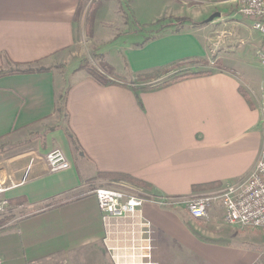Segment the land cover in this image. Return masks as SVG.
<instances>
[{"label": "crops", "instance_id": "0c3cea01", "mask_svg": "<svg viewBox=\"0 0 264 264\" xmlns=\"http://www.w3.org/2000/svg\"><path fill=\"white\" fill-rule=\"evenodd\" d=\"M149 1L130 15L138 29L124 31L125 40L117 45H109L113 38L108 36L101 46L114 49L112 59L101 49L100 54L115 73L133 78L174 61L209 59L205 18L196 22L167 2ZM80 2L0 0V68L46 60L61 64L67 56L71 60L84 41L75 22ZM149 6L154 16L145 13ZM170 16L191 21L147 29ZM63 93L64 119L56 112ZM250 110L236 75L224 71L147 93L119 84L100 86L85 74L67 82L54 70L0 77V141L42 135L44 143L43 149L38 142L21 157L29 156L19 169L0 168V187L5 189L0 200H8L3 216H12L14 225L0 234L2 264H114L109 248L124 244L130 221L102 218L94 191L107 185L133 190L143 199L140 214L152 225L157 264H254L257 250L218 242V201L198 220L181 202L175 206L177 200L248 176L255 164L253 150L236 127ZM67 129L81 152H74ZM52 149L63 152L68 169L48 171L44 154ZM108 174L129 175L151 187L103 177ZM212 183L219 186L193 190ZM72 194L81 197L41 210L48 201Z\"/></svg>", "mask_w": 264, "mask_h": 264}, {"label": "rangeland", "instance_id": "374dc122", "mask_svg": "<svg viewBox=\"0 0 264 264\" xmlns=\"http://www.w3.org/2000/svg\"><path fill=\"white\" fill-rule=\"evenodd\" d=\"M81 1V5L76 12L77 14H75V22L78 24L76 26L78 35L80 36L81 32L83 33L84 31V41H81V46L78 45L79 52L75 53L76 55H73L74 57L71 56V60L67 56L65 63L58 64L52 63L51 60H46L38 64V67L54 70L58 76L63 74L67 82H72V80H76L79 76L86 75L85 71L82 70L83 68L77 70L81 65V61H85L82 66L86 63V65L94 68H100L101 64L105 63L103 56L100 54V49L102 52L106 51V55L109 58H114L116 54H114L112 46L105 45L101 47L107 43L104 41L110 38L108 36L113 38V41L109 45H117V43L120 44L125 40L122 33L128 31L130 28H137L135 21L133 22L131 20L130 15H133L137 11L141 12L143 4L150 2L149 0ZM160 1L167 2L172 7L174 6L177 12L188 15V17L194 19L196 22H202V19H207L214 13L220 14L219 18H215L211 22L204 24L207 27L205 28L208 38L207 44L211 51L207 65L191 66V69L197 71L210 70L212 72L231 70L232 74L236 75L241 90L248 101V105L251 107L247 120L239 122L236 127V132L240 133V138H246L248 143H250L251 149L253 150L252 161L255 163L260 149L263 131L260 110H258L257 103L264 94V65L259 61L262 37L253 28V20L238 14L235 0ZM166 8L162 6V10H167ZM94 9H97L95 15L98 14V17L94 24L92 21L91 25H89L87 19ZM151 10L152 7L150 8V6L146 9L145 13L147 16L155 15V12H151ZM125 17H128L129 20L125 19ZM170 17L190 20L188 17ZM168 18H161L164 20L153 24V28L148 27L147 29L154 31L161 29L160 27L167 26ZM179 24L181 23L173 25L179 26ZM124 80L126 83H130L133 78L128 77L124 78ZM38 142H41L40 145L43 149L44 143L42 135H31L24 140L10 136L1 140L0 168L11 171L24 166L28 162L27 159L29 156H25V158L21 157H24L30 150L36 148ZM47 153L44 154V157ZM106 187L118 191L121 189L116 185H107ZM121 190L126 195H135V191L133 190L124 188ZM188 200H177L175 206L181 202L179 205L186 211V201ZM216 208L218 210L216 212V223L214 222V224L218 230V233H216L218 234V242H229L236 246L251 248L260 252V256L264 257V229L230 226L224 221V215L220 207L216 205ZM3 215L6 214L4 213ZM176 255L178 254L176 253Z\"/></svg>", "mask_w": 264, "mask_h": 264}, {"label": "built area", "instance_id": "2783aa9c", "mask_svg": "<svg viewBox=\"0 0 264 264\" xmlns=\"http://www.w3.org/2000/svg\"><path fill=\"white\" fill-rule=\"evenodd\" d=\"M238 14L253 20L262 43L259 61L264 65V0H235ZM260 117L263 136L258 159L248 176L237 183L223 184L219 189L194 196L186 201V212L193 219H204L212 203L218 201L222 207L224 221L230 226L264 229V94L260 100ZM49 172L69 168V162L60 149H53L45 155ZM0 187V193L4 192ZM102 218L129 220V229L124 234V244L109 248L114 264H157L154 261L156 246L152 244V225L142 218L140 209L143 199L136 195H126L111 188H97L94 191ZM8 200H0V217L5 213ZM0 264L2 260L0 258ZM254 264H264L259 256Z\"/></svg>", "mask_w": 264, "mask_h": 264}, {"label": "trees", "instance_id": "16d2710c", "mask_svg": "<svg viewBox=\"0 0 264 264\" xmlns=\"http://www.w3.org/2000/svg\"><path fill=\"white\" fill-rule=\"evenodd\" d=\"M81 2L79 3V7L81 5ZM96 10L97 9H94L92 13L89 14V17L87 19V23L89 25H91L93 21ZM187 21H188L187 19L170 17L168 18L166 24L167 26H169V24L173 25ZM188 22H190V20ZM84 62L85 61H81V65L77 68V70L83 68L82 70L85 71L86 75L98 85L108 86L113 84H119L137 93H147L151 91H157L181 81H185L193 78L206 77L213 73L210 70L197 71L191 69V66L207 65L208 62L207 59L189 58L180 61H174L172 63L160 67H156L154 69L140 71L133 76V80L130 83H126L124 78L119 76L117 73H115L114 70L108 64L103 63L101 64L100 68H94L90 65H86V63L84 64V66H82ZM49 71L50 69L48 68L46 69V68L38 67V62L25 63V64L13 63V66L11 67H7L5 69L0 68V77L8 76V75L41 73V72H49ZM224 71L232 73L231 70H224ZM65 101H66V96L65 93H63L57 98V102H56V112L60 117H62V119H64L67 116V113L65 111ZM66 134L69 139V143L72 145L74 152L76 153L81 152L80 146L77 143L74 135L68 129L66 130ZM103 177L109 178L112 181H125L132 185L143 187L145 189H150L151 187L149 184L125 174H108V175H104ZM218 186L219 183L198 185V186H194L193 190L198 191L200 189H210ZM80 197H81L80 194H72L66 197L52 199L47 203H45L41 207V210L60 207L72 201H75ZM11 220H12V216L10 215L3 216L0 218V234L8 232V230L14 227V225L11 224Z\"/></svg>", "mask_w": 264, "mask_h": 264}, {"label": "water", "instance_id": "95a60500", "mask_svg": "<svg viewBox=\"0 0 264 264\" xmlns=\"http://www.w3.org/2000/svg\"><path fill=\"white\" fill-rule=\"evenodd\" d=\"M219 16H220V14L219 13H214V14H212V15H210L207 19H205V23H207V22H211L213 19H215V18H219Z\"/></svg>", "mask_w": 264, "mask_h": 264}]
</instances>
